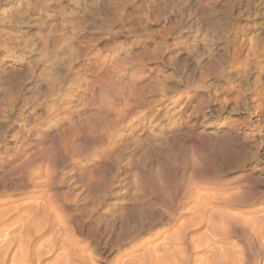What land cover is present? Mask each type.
I'll return each instance as SVG.
<instances>
[{
  "label": "bare ground",
  "instance_id": "bare-ground-1",
  "mask_svg": "<svg viewBox=\"0 0 264 264\" xmlns=\"http://www.w3.org/2000/svg\"><path fill=\"white\" fill-rule=\"evenodd\" d=\"M24 1L25 0H17V10L19 11L18 14H22L24 12V7L26 6L25 5L26 2L24 3ZM185 3H187V2H185ZM199 3H200L198 5V7H199L198 13L199 14H198V17L196 18L197 19L196 25L192 24V22H189L188 24H186L185 34L184 33L182 34V35H184V40H182L183 43H181L183 45L182 51L184 53V59H185L187 64H186V68L184 66L185 73L183 72L184 73L183 75H181L179 73L180 78L178 79V83L180 84V86H179L180 90L178 88H177L178 90L170 89V87H169L170 85L168 86L167 84H166V86L159 85V86H161V89L159 90L158 95H156V96L154 94H151V91L149 93L153 96L149 95V93H147V92H146V94H144L143 93L144 91L142 92V90H140V88H139V90H140L139 91L138 89L135 88V85L133 86L131 84L132 83L131 81L133 79H135L137 75H139V72L134 74L136 76H134L133 73H132V75L129 74V75H131V76H129L130 80H131L129 83V84H131V86H130L131 88H129V87H127V89L124 88L123 83L121 82L122 81L121 78L123 77L122 76V70L126 69V67L129 64L127 62H130V61L127 60V62H125L123 60L125 57L121 58L119 56V53L114 52L112 54V56H110V57L106 56V57L102 58V62H104V64H100V66L97 65V69H96L95 73L92 74V77L88 80V82H85L83 86L80 84L81 85L80 87H82L81 89H82V92L84 94L83 95L81 94L79 99H78L77 89L73 87V83H76L75 80L77 77V76L75 77V75H77L74 73L75 71H73L74 78L70 77V80L68 81V82H70V84L67 83L68 84L67 85L66 84L67 81H66L65 84L67 86L65 88L63 87V89H61V87L63 85L60 87L61 84L59 85L57 78L53 77V75H55V74H52L53 71H54V73H58V72H55V70H54L57 67L56 64H58L57 63L58 62L57 61L58 56L56 54H52V53H51L52 55L50 54V56H48L46 54V51L48 49L52 48L51 46L57 40L55 41V39L53 38L55 42L53 41L54 43L52 42L53 44L51 46L43 44L45 42V40H44V42L40 41V43H42V45L32 47L30 49V52L37 53V55H38L37 58H34L31 55L30 59L33 57L32 60H33V63L35 65H37L38 63L41 64L40 67L38 66L39 67V72H38L39 74L37 75V77L40 75V77H42V79L45 80L48 87L45 84L46 85L45 88H47V90L41 89L43 91L45 90V92L43 94L41 93L42 96L40 99H39V97L38 98L35 97V99H36L35 101H37L38 103H41L42 101H46L47 103L44 102L45 103L44 106H47V107H45V109L47 108V110L44 111L43 116L42 115L36 116V117L32 116L34 118L32 124H33V127L35 126L37 128L38 127L37 125H40L41 121L46 122L48 127L46 129H42L39 132V136L42 139L43 138H49L52 141V143L54 144L53 147H49L50 150H49V148L47 149L48 151H50V153H49V156H51L50 159H52L54 161L59 160V161H61V163H63L64 159L60 160L62 156L65 155V157H66V155H68L70 157L75 158V156H76L79 158V150L81 149V148L78 149V147L77 148L74 147L73 145L75 143L74 144L72 143V141L75 140V139L73 140V137L76 135L75 131L77 130V129L75 130V126H74V121L76 120V118L74 120V116L77 115V114H75L76 113V111H75V109H76L75 108L76 107L75 102L76 101L75 100L78 99L79 103L83 107H88V106L94 107L95 106L97 108L94 113H90L88 111L90 113V115L91 114L94 115L92 117L95 118V120L92 122V126H89V123H88V125H86L85 127H82L83 129L81 132L83 133L84 137L83 138L81 136H78V137H81L80 140H81L82 145H84V146L86 143H88L91 140V135L88 136L89 133L87 134V132H90V134H91L92 129L94 130L93 133L95 132V130H98V133L99 132L102 134L105 133L104 134L105 137L96 140V143H97L96 149L97 150H96L95 154H93L94 157H92L93 159L96 158V161H93L91 163V165L83 168L82 170L78 169L79 172L77 171L78 173L76 174L77 179H78L77 182L79 183V181H80V183L79 184L77 183V185L79 186L81 184V182H83L82 188H80L81 190L79 191L80 194H83V200H85V199L88 200L89 198L87 196V192L92 193V191L94 192L93 193L94 196L91 195V197L93 196V200H94L95 199L94 197L96 194L95 190L100 191V189H103L100 187L104 183V181L109 182L108 178L106 179V174L108 171L107 166H108L109 160L112 157V155L116 149V147H115L116 146V144H115L116 139L114 140V137L121 136V131L124 129V127H129L130 132L135 131L136 126L134 125L133 121H138L142 117L145 120L147 118V116L149 115L150 111L155 106L159 110H163L164 114L169 115L170 107L175 106V104H180L179 106L182 107V109L186 115V118H185L186 122L184 123L183 127L178 128V131L173 138H174V141L176 140V142H177V138L179 139V137H182V140L190 147L188 162L186 163V170L184 169L185 171H187V173H186L187 178L186 179L188 180V178H191L194 180V178H197L198 180L200 179V181L203 180V181L212 183L213 185H216V188H214V186L212 187V188H214L213 190H211L210 187L208 190V189H206L207 186H205V189L208 191H206V190L203 191L202 190L204 188L203 187V188H201L202 192L197 190V189L194 190V188L196 186L195 187L193 186V188H191V189L188 188V189H186V191L184 189L185 187L184 188L182 187L184 190H182V188H181L182 192L184 193V191H185V194L187 196H189L193 202L192 204H190L191 207H189V205H187L185 203L187 205V207L190 208L189 212L191 211L190 212L191 214L189 215L191 219H189V216L187 218L189 220H193V219L196 220L195 224L192 223V221H190V223H192V224H189V225H191V226L196 225L195 227H197V225H198L199 228H201L203 234H205L206 238L207 237H209L208 239L213 238V239H211V240H213L212 243H210V247L212 250L210 249V247L209 248L206 247V249H207V251H205L206 254H201V257L203 255V258H204V255L205 256L208 255V253H210V252H208V249H209V250L213 251V252H211L213 255H211V253H210V255L212 256L211 260L209 258H207V259H209L207 261H206V259L204 260L207 262V264H210L209 262H211V263L213 262L214 264H264V0H200ZM26 8H25V10H26ZM1 11H0V13H1ZM193 12H192V14H193ZM2 15H4V13ZM7 17H4V18H7ZM15 17H17V16H14V18ZM2 18H3V16H2ZM191 18L192 17H190V20L192 21ZM193 19H194V17H193ZM20 20H22V19H20ZM6 21L7 20L4 19L2 21L3 26L0 27V29L2 31H4V35L0 34V35H2L0 37V84L3 86V87L1 86L3 89L0 91V94H1L0 99H1V101L2 100L5 101V102L2 101L3 104L0 107V116L4 120L6 118H8L7 116L11 112L12 106H16L15 104L13 105V102H12V100L15 98L14 97L15 94H14V96L11 97L10 91L8 93L7 89L9 86L8 83L10 82L9 81V76L11 75L10 71L13 68V66H15V63L21 58L20 57L19 59H16V57H14L13 55L10 54L9 49L11 47H10L9 43L11 40L9 41V37H7L8 34L6 31V24H7ZM11 21H9V23ZM17 22L18 21L16 19V22L14 21V23L17 24ZM185 23H186V21H185ZM183 30H185V29H183ZM177 34L179 35L180 33H177ZM18 35L20 36V34H18ZM10 37H11L10 39H12V36H10ZM14 39H17V38L14 37ZM14 39H13V41H14ZM18 39H19V41L21 40V38H18ZM22 39L25 40V38H22ZM53 39H51V40H53ZM174 39H176V38H174ZM22 42H23V40H22ZM37 42H39V41H37ZM49 42L51 43V41H49ZM20 44L22 45V43H20ZM23 44H24V42H23ZM29 44H30V42H29ZM26 45H27V47L29 46L28 44H26ZM31 45H33V44L31 43ZM37 45H39V44H37ZM67 46H68V44H67ZM54 47H56V46H53V48ZM57 47H58V45H57ZM70 47L68 48L69 50H70ZM152 47H153V45H152ZM59 48H60V46H59ZM63 48L64 47H62L61 49H63ZM65 48H66V46H65ZM128 49H129V47H128ZM144 49H145V47H144ZM156 49H157V47H156ZM65 51H67V50H65ZM140 51H142V49ZM146 51H147V49H146ZM160 51H161V48L159 49V53H160ZM177 51H179V50H177ZM78 53L82 55L86 52H85L84 48H79ZM130 53H127V55H129ZM137 53H139V51ZM109 54H111V53H109ZM139 54L142 55L141 57L145 56V55L143 56V52L139 53ZM144 54H146V58L144 57L146 60L148 54L145 51H144ZM63 55H64L63 57L69 56V54H68V56H65V54H63ZM133 55H132V57H131V55H129V56L131 58H134L137 54L134 57H133ZM155 55L158 57V54H155ZM149 56L151 57V55H148V57ZM153 56H152V58H153ZM61 57L59 58V61H60V59H62ZM130 57H128V59ZM168 57L169 56H167V58ZM68 58L70 60V57H68ZM136 58L137 57H135V59ZM152 58H149L148 61H150V59H152ZM154 58H156V57H154ZM159 58L161 59V57H159ZM63 60H64V58H63ZM63 60H62V62H63ZM138 60H142V59L138 58ZM153 60H151V61H153ZM65 61H66V58H65L64 62ZM93 61H91V62H93ZM123 61L125 62L124 64H123ZM132 61H133V59H132ZM169 61H171V60H169ZM62 62H60V63H62ZM139 62H137V63H139ZM78 63H79V61H78ZM163 63H165V62H163ZM26 64H27V62H26ZM59 64H58V66H60ZM69 64L70 63H68V66L66 65V67L64 68V71L66 70V72L68 71L70 73V70H73V68L71 69ZM55 65H56V67H55ZM62 65H63V63H62ZM167 65H169V63ZM30 66H31V64H30ZM15 68H17V67H15ZM31 69L33 70V66ZM31 69L29 71V74H31V73L33 74V72H31L32 71ZM61 69L62 68L60 67V70ZM74 69L77 70L75 67H74ZM135 69H136V67H135ZM148 69L151 72L150 66ZM158 69H159V67H158ZM57 70H58V68H57ZM62 70H61V72H63ZM140 70H141V72L142 71L144 72L143 67H141ZM175 71L177 72L176 68H175ZM12 73H14V72H12ZM19 73H22V71L20 70ZM60 73H59V75H60ZM15 74H16V72H15ZM64 74H63L64 79H66V78L68 79L69 78V77H67L68 73L66 75H64ZM141 74L142 73H140L139 78H141ZM150 74L151 73L148 74L147 78H149L150 82H153L152 80L154 79L155 76H153V74L150 76ZM154 74L156 75V72ZM56 75H58V74H56ZM144 76L145 75H143V77ZM158 76H159V74H158ZM12 77H14V76H12ZM15 77H16V75H15ZM58 77H60V76H58ZM137 78H138V76H137ZM79 79H82V78H79ZM79 79H77V80H79ZM83 79H82V81H83ZM38 80H40V79H38ZM125 80L127 83V79H125ZM165 80H166V77H165ZM80 81L81 80H79V82ZM18 84H19V82H18ZM18 84H17V86H18ZM142 84H139V85H142ZM169 84H170V82H169ZM145 86L147 87V85H145ZM152 86H153V83H152ZM138 87L139 86L137 85V88ZM41 88H42V86H41ZM141 88L143 89V86H141ZM36 90H38V89H36ZM39 92H37L36 94H38ZM11 93H13V92H11ZM30 95H28L29 98L31 97ZM10 97H11V99L12 98L13 99L12 100L8 99ZM18 97H20V96H18ZM24 97H25V99H27L26 96H24ZM7 100H9V101H7ZM15 100L16 99H14V101ZM25 101H27V100H25ZM193 101L196 102L195 105L198 108L193 106ZM27 104H29V102H27ZM32 104L33 103L29 104L30 108H32ZM17 105L20 106L19 104H17ZM23 105H24V103H23ZM25 105H24V107H25ZM176 107H178V106H176ZM41 108H42V106H41ZM17 110H19V108H17ZM171 110H172V108H171ZM176 110H173V112ZM16 111H15V114H16ZM21 111L19 110V112H21ZM153 111H155V110H153ZM19 112H17V113H19ZM45 113H46V115H45ZM170 114H172V111ZM238 114H244V116L241 120L230 118V116L238 115ZM16 115H14V116H16ZM81 117H82V115H81ZM173 117H175V116H173ZM22 120H24V118H22ZM80 120L83 121V118H80ZM157 120H158V118H157ZM179 120H180V118H179ZM37 121H40V122H37ZM149 121H151V118H148V122ZM158 121L161 122L162 120H158ZM158 121H156V122H158ZM26 122L28 123V120H26ZM59 123L62 124V127H60L61 128L60 131L62 132V135H63L62 137H60L61 133L57 134V132H60V131H57V129H58L57 127H58ZM161 124H163V123H161ZM157 125H159V123H157ZM171 125H173V123ZM180 125H182V124H180ZM24 126H22V128ZM89 128L91 130H89ZM31 129L29 128L26 131L27 136L32 135ZM146 129L147 128L142 127L141 129H139L138 133H140L142 135V133H144L146 131ZM157 129H155V130H157ZM160 130H161V128H160ZM37 131H39V130H37ZM101 131H103L104 133ZM158 132H160V131H158ZM100 133H99V135H101ZM149 133L150 132H148V134ZM92 135L94 137L95 133ZM173 135L174 134H172L171 136H173ZM33 136H34V134H33ZM138 136H139V134H138ZM138 136H137V138H138ZM1 137H2V135L0 136V140H2L4 142V149L0 150V197H4L5 195L10 194V193H7V190H6L10 184L16 185L17 186L16 189L19 191L23 190L24 192H26V191L32 190L36 194H34L31 197L26 198V199L23 198L24 200H22L20 202H15L13 200L0 198V264H88V263L92 264L91 263L92 258L90 259V258H88V256L84 257L85 256L84 254L86 252L83 253L82 251L77 249L78 246L76 247L75 244L72 243L73 238H71L69 236L70 235L69 233L71 230H72L71 233L74 232V233H77L80 235H82L84 232L85 233L84 236L86 238H92V240H94L93 242H95V245H102L103 239L105 240V238H104V235H105L104 232L105 231L103 232V231H101V229H100V231H97V229L94 228L95 226L93 228L86 226L87 223H85V221L82 219V216H81V213H82L81 211H83V209L79 210L77 207V205H78L77 200L78 199L77 200L74 198L69 199V197H67L68 199H66V198H64L65 197L64 196L63 198L59 197L61 199L60 203L53 202V200L50 202L49 200H50V198L52 199V197H50L49 195L53 194V192L51 193L50 191H49L50 193L48 192L49 194L47 196L48 198L50 197L49 200L44 198V196H43L44 194H42L43 193L42 189L44 192H46L48 189L44 190L45 189L44 187H47L48 184H50V181L48 183V181L46 179L49 180L48 175L50 174V172L55 171V169H53V171H49V174H48L47 169L49 168L48 166L50 164L51 165L53 164L52 166L56 167V165L54 166V161H53V163H48L49 162L48 161L47 163L49 165L48 164L46 165L45 164L46 162L42 161V163L48 167V168L46 167L47 169L45 168L46 171L44 170V172L46 174H48L47 175L48 178L45 177L46 175L44 176L46 179L41 178V177H43V175L40 176L41 175L40 172L43 169L42 170L40 169L41 164L39 162L41 159L38 157L41 154L35 153L31 159L28 158L30 160L23 159L21 161V163L18 164L14 168V167H12L13 166L12 165V156H10L6 153V148L8 147V145H7L8 140L6 141L5 138H1ZM143 137H141V138L143 139ZM145 137H147V135ZM131 138H132V136H131ZM93 139H96V138H93ZM142 139H140V140H142ZM149 139H151V138H149ZM149 139H147V140H149ZM118 140L120 141L121 139L119 138ZM133 140H135V139H133ZM44 141H46V140H44ZM75 142H76V140H75ZM126 142H124V143H126ZM132 142H134V141H132ZM136 142H137V140H135V143ZM172 142H173V140H172ZM48 143H49V141H48ZM90 143H91V141H90ZM121 143H123V142H121ZM141 143H142V141H141ZM179 143H180V146L183 145V144H181V142H179ZM185 143H184V147L186 145ZM77 145L79 146V144H77ZM122 145L125 146V144H122ZM91 146H93V145L91 144ZM118 146H120V145H118ZM124 146H122V147H124ZM37 147H39V146H37ZM146 147H145V149H146ZM196 147H197V150H196V154H195L194 150ZM52 148L54 150L53 154H52ZM148 148H147V150H148ZM35 149H36V147H35ZM91 149H92V147H91ZM94 150L95 149L93 148V151ZM118 150H119V147H118ZM153 150H154V148H153ZM18 152H19V150H18ZM80 152H81V150H80ZM89 152H90V150H89ZM89 152H87V153H89ZM39 153H41V152H39ZM84 153H86V152H84ZM84 153H83V155H84ZM141 153H144V152L141 151ZM178 153H179V151H178ZM22 154H23V152H22ZM42 154H44V153H42ZM117 154H118V152H117ZM145 154L146 153H144V156H145ZM183 154H180V155L183 156ZM201 154L204 157H205V155L206 156L207 155H214V157L211 156L212 159L208 160V164L205 163V165H201V163H203V162H200L201 159H199ZM83 155H82V158H83ZM148 155H149V153H148ZM180 155H178V157ZM43 156L46 157L47 155L44 154ZM114 156H115V153H114ZM119 156H120V151H119ZM119 156H118V158H119ZM48 157H46V160L48 159ZM152 157L153 156H151V158ZM169 157H171V156H169ZM24 158H26V157L24 156ZM78 158H75V159H78ZM84 158H85V156H84ZM142 158H143V156H142ZM185 158H187V157L185 156ZM38 159H40V160H38ZM43 159L45 160L44 157H43ZM86 159L87 158H85V160ZM135 159H136V157H135ZM179 159H180V157H179ZM208 159H209V157H208ZM114 160H116V159L114 158ZM130 160H131V158L128 160V162ZM137 160H138V157H137ZM150 160L151 159H149V161ZM159 160L160 159L158 158V161ZM174 160H175V158H174ZM176 160H177V157H176ZM132 161H133V158H132ZM134 161H136V160H134ZM169 161H167V162H169ZM180 161H182V163H183V160H179V162ZM203 161H204V158H203ZM205 161L207 162L206 157H205ZM50 162H52V161H50ZM84 162H82V163H84ZM114 162H116V161H114ZM131 162H130V164H131ZM147 162L145 161V163H147ZM167 162H166V164H167ZM176 162H178V161H176ZM134 163L136 164L137 161ZM158 163H160V162H158ZM135 164H133L134 167L136 166ZM38 165L40 166V168H37ZM151 165L152 164H150V167H151ZM169 165H171V164H169ZM59 166H60V164H59ZM71 166H73V165H71ZM130 166L132 167V164ZM161 166H163V165L161 164ZM172 166L175 169L177 168L176 165L172 164ZM179 166L181 167L182 165H179ZM30 167L31 168L36 167L35 170H32V173L29 170ZM53 167H51L50 170H52ZM112 167H110V168H112ZM137 167L138 166H136V168ZM163 167H165V166H163ZM165 168H171V167H165ZM39 169H40V172H39ZM56 169H57V167H56ZM157 169L160 170L159 168H157ZM175 169H174V171H175ZM163 170H165V169H163ZM163 170L161 169L160 172H164ZM57 171H55V172H57ZM74 171H75V169H74ZM135 171H136V169H135ZM150 171H153V170H150ZM141 172H139V173L135 172V173H138L140 175ZM146 172L147 173H145L144 171L142 172V174L140 176L141 182H140V178L138 180L141 183V187H139V189L141 188V193H143L146 196L148 201L150 200V202L153 201L155 203L156 202L163 203V205L165 206V210L159 212V211L155 210L157 208H155V206H154L155 212L153 213V212H150V209L148 207H146L145 209L147 212L146 211H144V212L148 213L149 218L147 219V221H145V222L143 221L144 223L141 226H138L139 228L137 230L132 229V230L125 231L126 232L125 233L126 239L132 238L134 235H136V232H139L143 229H146V230L150 229L153 225H155L158 222L161 224H169V222L172 218H173V221H175L173 215L175 212L176 203H179L181 201V199H183V198L186 200L185 197H183V198L180 197V195L178 194L179 191L176 192V190L175 191L173 190L174 191L173 193H170V191H168V188H170V187H168V181H170V180L167 179L166 175L165 176L161 175V174H163V173H161L160 175H157L158 177H155V179H157V180H155V179H152L153 178L152 174L150 176L151 172L148 173L147 170H146ZM170 172H171V170L169 171V175H170ZM183 172H180V174H182ZM58 173H56V174L58 175ZM154 173L155 172H153V174ZM172 173L174 175L175 172L172 171L171 174ZM52 174H50V175L52 176ZM128 174H129V172H128ZM138 174L135 175L136 178H137ZM12 175H14V177H15V175L18 176V179H14L15 180L14 181L11 178ZM125 175H126V173H125ZM184 175L185 174H183V176ZM174 176H173V178H174ZM51 178L56 179V177L54 175ZM168 178L171 179L170 176H168ZM52 179H50V180L52 181ZM77 179H73V180H77ZM153 180L157 181L158 183L160 182L159 183L160 185L158 187L156 185L154 186L151 183V182H154ZM72 181L70 183H72ZM124 181L126 182V179ZM131 181H133V180H131ZM189 181H188V183H189ZM135 182H136V180H135ZM173 182L175 184L176 181L173 180ZM54 183L55 182H53V184ZM132 183H130V184L131 185L135 184V183H133V184ZM56 184L57 183H55V185ZM67 184H68V182H67ZM124 184H126V183H124ZM51 185H52V183H51ZM51 185H49V186L51 187ZM77 185H76V187H77ZM136 185L138 186L137 183H136ZM178 185H180V184H178ZM190 186H191V184H190ZM72 187H74V186H72ZM154 187H157V189ZM53 188H55V187H53ZM133 188L135 190L134 186H133ZM171 188H170V190H171ZM16 189L14 188V190H16ZM50 189H52V188H50ZM181 190H180V193H181ZM9 191H11V189ZM54 191H55V189H54ZM122 191H123V193H122L123 197L128 196V192H130V191H128V186H126ZM137 191L139 192L140 190H137ZM39 192H42V193H39ZM58 192H59V190H58ZM136 192H135V194L130 193L131 195H133L132 197H130L131 200L135 199L134 195L136 196V194H138ZM37 193H39V194H37ZM56 193L54 196H56ZM104 193H106V192H104ZM104 193L102 191L103 195H104ZM141 193H139V194H141ZM78 194L79 193H76V195L74 197H76ZM60 195L63 196L62 193ZM64 195H66V194H64ZM71 195L73 196V194H71ZM181 195H182V193H181ZM25 196H26V194H25ZM58 196L59 195H57V197ZM86 196H87V198H86ZM57 197H56V199H58ZM80 199H82V198H80ZM102 199H99V200H102ZM123 200L121 198L120 201L123 202ZM57 201H59V199ZM130 203H133V201H131ZM139 203L141 205L140 200H139ZM89 204H90V202H89ZM91 205H93V204H91ZM114 206H115V204H114ZM160 206H162V205H160ZM79 207H80V204H79ZM130 207H132V206H130ZM156 207H158V206H156ZM179 208L180 207H178V209ZM184 208H186V206ZM85 209H87V208H84V211H87ZM137 209H136V213L138 214L137 211L139 209L138 210ZM59 210L67 213V215L62 214V212H60ZM95 210H96V208H95ZM182 210H181V212H182ZM186 210H187V208H186ZM103 211H104V209H103ZM122 211H124V210H122ZM91 212H89V213H91ZM134 212H135V210H134ZM140 212L143 213V211H140ZM119 214H120V212H119ZM132 214H131V216L133 217L134 215H132ZM177 214L175 213V215H177ZM125 215H128V214L125 213ZM181 215H183V214H181ZM115 216H118V215H115ZM183 216H181V217H183ZM108 217H109V215H108ZM135 217H137V216H135ZM138 217H139V215H138ZM141 217H143V216H141ZM175 217L178 218L179 215H177ZM86 218H87V216L84 219L86 220ZM137 218H135V219H137ZM181 219L178 220L177 226L171 225V226H173L172 228H169V227L167 228V226H169V225H167V226L165 225L167 229H165L163 232L160 231L162 233H161V238L160 237L158 238L159 240L155 241L154 239H151V238L148 239L147 241L142 243L134 252H130V253L127 252L128 254L125 255L126 257L123 255L124 259L122 258L121 261L119 259V262L117 260V263H119V264H173L176 261L177 256H179L178 252L180 250L179 251L176 250L177 251L176 254L177 253L178 254L175 257H174L175 252L173 250L178 249V246L175 247L177 245L175 242H177L178 240L180 241V239L182 240V237H181V235L183 233L182 227L184 228L185 231L190 230L192 228L191 226H188L190 229L187 228V225H186L187 223L184 222L186 220H183V222H184L183 223L180 221ZM112 220H113V218H112ZM115 220L116 219H114L113 221H115ZM117 221H118V219H117ZM68 222L71 223V226H69V227H71L72 229L70 228L71 229L70 231L68 229L69 227L67 226ZM187 222L189 223V221H187ZM118 224L120 225V223H118ZM138 225H139V223H138ZM184 225H186V229H185ZM106 226H108L110 229V226H112V224H110V226H109L106 223ZM112 228H113V226H112ZM68 231H69V233H68ZM121 231H122V229H121ZM119 232H118V235L116 234L118 237H119ZM148 232H149V230H148ZM194 234L195 233H193V236H194ZM200 234L201 233L199 232V234H198L199 237L202 236ZM120 235H122V234H120ZM137 235H138V233H137ZM196 236L197 235L195 234L193 239L195 240V242L197 241L196 243H199L198 238H197V240L195 239ZM77 237L79 238V236H77ZM120 237L122 238L123 236H120ZM183 237H184V235H183ZM185 237H187V236H185ZM192 237H190V239H191V241L194 242V240H192ZM70 238H71V241H70ZM201 238H200V240H201ZM205 239H202V240L206 241ZM208 239H207V241H208ZM75 240H77L76 237H74L73 241H75ZM202 240H201V242H202ZM113 241H115V240H113ZM209 242H211V241H208V244H209ZM90 243L92 244V242H90ZM195 244H192V245H195ZM204 244L207 246V242ZM204 244L201 243V245H203V246H204ZM110 245H111V243H110ZM118 245H116V247ZM181 245H183V244H181ZM181 245H180V247H182ZM198 245H197L198 248H199V246L201 247V245H199V246ZM112 246H114V245H112ZM92 247H94V246H92ZM183 247H182L181 251L183 250ZM204 247H201V248H204ZM201 250H203V249H201ZM83 251H85V250H83ZM89 251H90V249H89ZM110 251H111V249H110ZM98 252L101 256L106 257L109 253V249H106L105 246H103V248L99 249ZM98 252L96 254L99 256ZM54 254L57 255V257L55 255L56 258L51 257ZM179 257H178V259H179ZM208 257H209V255H208ZM181 258H183V257H181ZM181 258H180V261H182ZM178 259H177V262H179ZM87 260H88V262H86ZM104 261L105 260H103V262ZM206 262H205V264H206Z\"/></svg>",
  "mask_w": 264,
  "mask_h": 264
},
{
  "label": "rangeland",
  "instance_id": "rangeland-1",
  "mask_svg": "<svg viewBox=\"0 0 264 264\" xmlns=\"http://www.w3.org/2000/svg\"><path fill=\"white\" fill-rule=\"evenodd\" d=\"M198 1V2H197ZM13 2V3H12ZM26 2V3H25ZM37 2V3H36ZM171 2V3H170ZM182 2V3H181ZM187 2V3H185ZM193 2V3H192ZM195 2V3H194ZM200 0H25L24 3H25V7H24V12L22 14H18L19 11L17 10V0H0V27L3 26V20L6 19L7 21V24H6V31H7V37H9V45H10V54L13 55L14 57H16V59H20L15 63V66H13V68L11 69L10 71V76H9V83H8V93L10 91V94H11V97L14 96L15 94V98L16 99L14 101V99L12 100L11 97L8 98L10 100H12L13 102V105L15 104L16 106H12V109H11V112L9 113V115L7 116L8 118H6L5 120L0 116V136L2 135L1 138H5L6 141H7V145L8 147L6 148V153L10 156H12V167H16L18 164L21 163V161L23 159H28V158H32V156L35 154V153H38V154H41L39 155L38 160H40V164H41V168L40 166L38 165L37 168H40L42 171V173L40 172V169H39V172H40V176L43 175V177H41L42 179H46L48 178L47 175L49 174V171H53V169H55V171H58L55 172H50V174H52V176L49 174V180L46 179L49 183L50 181V184L52 183L51 187L47 186V187H44L46 189H48L46 192L43 191L42 189V192H39V193H42L44 194V198H46L47 200H49L50 197H52V199L50 198V202L53 200V202H58L60 203L61 202V199L59 197H64L66 199H68L67 197L70 198H74V199H78L77 200V207L79 210H82L81 211V216H82V219L85 221L86 226H89V227H94L95 229H97V231H105L104 234V238L105 240L103 239V244L102 245H95V242H93L94 240H92V238H86L84 236V232L82 235L80 234H77V233H74L72 232L71 233V223L68 222L67 223V226L69 227V231L68 233L70 234L69 236L72 239V243L75 244V246L77 247L78 250L82 251L83 253H85L84 257L88 256V258H92L91 260V263L92 264H119L117 263V260L119 262V259L120 261L122 260V258L124 259V256L127 255L128 253L130 252H134L142 243H144L145 241H147L148 239H154L155 241L156 240H159L158 238L160 237L161 238V233L167 229L168 227L169 228H172L173 226H177L178 224V220L181 219L180 221L183 222V220H186L184 221L185 223H187V228H189L188 226H191L189 224H192V223H196L195 221L196 220H189L191 219L190 218V212H189V207L190 204H192V199L187 196L185 194V191L186 189H191L193 188V186L195 187L194 190H199L202 192L205 191L206 189L209 190V187L211 190H213L214 188H216V185H213L212 183H209V182H206V181H200V179L198 180L197 178H194L191 179V178H188V180L186 179L187 178V171L186 170V163L188 162V156H189V149L190 147L182 140V137H179V139L177 138V142L176 140L174 141V136L176 135L177 131H178V128H181L183 127L184 123L186 122L185 118H186V115L182 109V107H180L179 105L180 104H175V106H172L170 107V112H169V115L168 114H164L163 110H159L156 106L150 111L149 115L147 116V118L144 120V118H140L138 121H133L134 122V125L136 126V130L133 131V132H130V128L129 127H124V129L121 131V136L119 137H114V140H115V144H116V149L114 151L115 153V156H114V153L112 155V157L110 158L109 160V163H108V166H107V174H106V179L108 178V181L109 182H105L101 185L100 188H103V189H100L99 190H95L96 191V194H95V199L93 200V196H94V192L92 191V193H88L87 192V196H88V200L85 199L83 200V194H80V188H82V183L78 186L77 185V173L79 172V170H82L83 168L91 165V163L93 161H96V158H92L94 157L93 154H95L96 152V140L98 139H101V138H104L105 137V133L103 131L104 134L100 133L101 135H99L98 133V130H95V135L93 137L92 134L93 133V129H92V132L90 134V132H87L88 136L91 135V143L90 141L88 143L84 145H82L81 143V140L80 138L84 137L83 133L81 132L82 131V127H85L86 125H88L89 123V126H92V122L95 120V118H93L92 116L94 115H90V113H94L96 111V107L94 106H88V107H83L80 103H79V97L80 95L84 94L82 92V87H80L81 85L83 86L85 82H88V80L92 77V74L95 73L96 69H97V65L100 66V64H104V62H102V58L103 57H110L112 56V54L114 52L116 53H119V56L121 58H124L123 60L125 62H127V60H129L130 62H127L129 63L128 66L126 67L125 70H122V78H121V82L123 83V86L125 89H127V87L131 88V84L134 86L135 85V88L139 90H142V92L144 94L149 93L151 91V94H154L155 96L158 95V92L159 90L161 89V86H166V84L170 87V89H175V90H180V84L178 83V79L180 78V74L183 75L185 73V68H186V61L184 59V53H183V45L181 43H183L182 40H184V35H182L183 33L185 34V31H186V24H188L189 22H192V24H195L197 23V17H198V12H199V7L198 5L200 4L199 3ZM173 3V4H172ZM190 3V4H189ZM4 6V7H3ZM16 7V8H15ZM27 7V8H26ZM187 7V8H186ZM198 7V8H197ZM26 8V10H25ZM197 10H196V9ZM11 9V10H10ZM188 10V11H187ZM191 10V11H190ZM196 10V11H195ZM194 11V12H193ZM193 12V14H192ZM4 13V15H2ZM7 14V15H6ZM12 14V15H11ZM15 14V15H14ZM18 14V15H17ZM9 15V16H8ZM11 15V16H10ZM191 15V16H190ZM195 15V16H194ZM3 16V18H2ZM8 16V17H7ZM14 16H17L14 18ZM4 17H7V18H4ZM189 17V18H188ZM190 17H192V21L190 20ZM194 17V19H193ZM14 18V19H13ZM24 18V19H23ZM13 19V20H12ZM16 19H17V24L14 23V21L16 22ZM22 19V20H20ZM186 19V20H185ZM11 21L9 23V21ZM24 20V21H23ZM24 23H23V22ZM186 21V23H185ZM195 21V22H194ZM20 25H19V24ZM23 25H22V24ZM17 25V26H16ZM9 26V27H8ZM8 27V28H7ZM15 28V29H14ZM182 29V30H181ZM185 29V30H183ZM16 30V31H15ZM22 30V31H21ZM12 31V32H11ZM177 31V32H176ZM10 32V33H9ZM175 32V33H174ZM177 33H180L179 35ZM0 34L4 35V31H2L0 29ZM20 34V36L18 35ZM0 35V37L2 36ZM17 35V36H16ZM12 36V39H10ZM15 38H21V40L19 41V39H14ZM178 36V37H177ZM181 36V37H180ZM181 39H180V38ZM22 38H25V41L24 39ZM55 41H54V39ZM176 38V39H174ZM14 39V41H13ZM41 39V40H40ZM53 39V40H51ZM24 44H23V42ZM45 40V42H44ZM39 41V42H37ZM41 42H44L43 44L45 45H48V46H51L54 42V44L51 46L52 48L48 49L46 51V54L48 56H50V54H56L58 57H57V63L59 64L60 62H62L63 58L65 60L66 58V61L64 62L63 60V65L62 63H60L57 67L55 65V72H58V73H53L52 74H55L53 75V77H56L58 82H59V85L61 87V89H63V87L65 88L68 84H70V82H68L70 80V77L71 78H74V74H73V71H75L74 73L77 74L75 75L76 77V80L79 79V78H84L83 81L82 79H79L81 80L79 82V80H75L76 83H73V87L77 89V93H78V99L75 100V111L77 114L76 116H74V120L76 118V120L74 121V126H75V136L73 137V140L75 139L74 141H72V143L74 144L73 146L74 147H78L79 150V158L75 156V158H78V159H75L74 157H70L68 155H66V157L69 159H67L64 156L61 157L60 160L64 159L63 160V163H61V161L59 160H52L50 159L51 156H49V153L50 151H48L47 149L49 147H53L54 144L52 143V141L49 139V138H40L39 136V132L42 130V129H46L48 127V125L46 124L45 121H37V122H40V125H37L38 127L36 128L35 126L33 127V117H36V116H40V115H44V111L47 110V108L45 109V107L47 106H44L46 101H42L41 103H38L37 101H35V97H39V99L41 98V93L43 94L45 92V90H41V89H46V85L47 83L45 82L44 79H42V77H40V75L37 77V75L39 74V67L41 66V64H37L35 65L33 63V60L32 58H37V53H34V52H30V49L32 47H36V46H40L42 45ZM51 41V43L49 42ZM54 41V42H53ZM172 41V42H171ZM15 42V43H14ZM26 42V43H25ZM30 42V44H29ZM49 42V43H48ZM53 42V43H52ZM159 42V43H158ZM22 43V45L20 44ZM31 43L33 45H31ZM137 43V44H136ZM155 43V44H154ZM173 43V44H172ZM20 44V45H19ZM28 44L29 46L27 47ZM39 44V45H37ZM70 47V50L68 49ZM159 44V45H158ZM176 44V45H175ZM13 45V46H12ZM19 45V46H18ZM26 45V46H25ZM58 45V47H57ZM142 47H141V46ZM153 45V47H152ZM155 45V46H154ZM173 45V46H172ZM53 46H56L53 48ZM60 46V48H59ZM66 46V48H65ZM73 46V47H72ZM114 46V47H113ZM127 48H126V47ZM165 46V47H164ZM169 46V47H168ZM172 46V47H171ZM21 47V48H20ZM62 47H64L63 49H61ZM125 47V48H124ZM129 47V49H128ZM145 47V49H144ZM155 47V48H154ZM157 47V49H156ZM171 47V48H170ZM182 47V48H181ZM56 48V49H55ZM58 48V49H57ZM79 48H84L85 49V52L84 54H79L78 53V49ZM153 50H152V49ZM161 48V51L159 53V49ZM164 48V49H163ZM14 49V50H13ZM107 49V50H106ZM125 49V50H124ZM127 49V50H126ZM133 49V50H132ZM139 49V50H138ZM142 49V51H140ZM149 52H147L146 51ZM151 51H149V50ZM166 49V50H165ZM179 51H177V50ZM22 50V51H21ZM51 50V51H50ZM67 50V51H65ZM137 50V51H136ZM148 54V55H151V57L147 55V59L145 60L146 58V54H144V51ZM50 53H49V52ZM109 51V52H108ZM119 51V52H118ZM139 51V53H142L143 52V56L145 57H141L142 55H140L139 53H137ZM153 51V52H152ZM155 51V52H154ZM164 51V52H163ZM62 52V53H61ZM64 52V53H63ZM67 52V53H66ZM105 52V53H104ZM126 52V53H125ZM131 52V53H130ZM139 56H137L135 53ZM173 52V53H172ZM95 55H94V54ZM111 53V54H109ZM127 53H130L129 55H133V57H137L136 59L138 60L139 59H142V60H136L135 57L134 58H131L129 55H127ZM158 54V57L155 55V54ZM172 53V54H171ZM51 54V55H52ZM65 54V56H69L70 57V60L68 57H63ZM91 54V55H90ZM98 54V55H97ZM121 54V55H120ZM167 54V55H166ZM175 54V55H174ZM33 56L31 59H30V56ZM35 55V56H34ZM60 55V56H59ZM103 55V56H102ZM123 55V56H122ZM125 55V56H124ZM154 55V56H153ZM174 55V56H173ZM62 56V57H61ZM92 56V57H91ZM96 56V57H95ZM127 56V57H126ZM153 56V58H152ZM167 56H169L167 58ZM62 58L60 59L59 61V58ZM84 57V58H83ZM128 57H130L128 59ZM156 57V58H154ZM161 57V59L159 58ZM172 57V58H171ZM174 57V58H173ZM29 58V59H28ZM68 58V59H67ZM87 58V59H86ZM101 58V59H100ZM149 58H152L150 59V61H148ZM179 58V59H178ZM28 59V60H27ZM82 59V60H81ZM86 59V60H85ZM133 59V61H132ZM154 59V60H153ZM178 59V60H177ZM68 60V61H67ZM89 60V61H88ZM94 60V61H93ZM135 60V61H134ZM153 60V61H151ZM167 60V61H166ZM171 60V61H169ZM184 60V61H183ZM27 64H26V62ZM32 61V62H31ZM79 61V63H78ZM82 61V62H81ZM93 61V62H91ZM98 61V62H97ZM100 61V62H99ZM123 61V64L125 63ZM140 61V62H139ZM146 61V62H145ZM182 61V62H181ZM25 62V63H24ZM67 62V63H66ZM97 62V63H96ZM132 62V63H131ZM134 62V63H133ZM139 62V63H137ZM142 62V63H141ZM159 62V63H158ZM165 62V63H163ZM169 65H167L168 63ZM68 63H70V67L71 69L73 68V70H70V73L66 70L64 71V68L66 67V65L68 66ZM90 63V64H89ZM31 64V66H30ZM78 64V65H77ZM131 64V65H130ZM153 64V65H152ZM156 64V65H155ZM165 64V65H164ZM62 65V66H61ZM138 65V66H137ZM171 65V66H170ZM33 66V70L31 69ZM39 66V67H38ZM90 66V67H89ZM95 66V67H94ZM149 66L151 67V72L149 71ZM153 66V67H152ZM156 66V67H155ZM178 66V67H177ZM185 66V68H184ZM17 67V68H15ZM22 69H21V68ZM25 69H24V68ZM30 67V68H29ZM60 67L63 69H61L63 72H61L60 70ZM74 67L77 69L75 70ZM79 67V68H78ZM134 67V68H133ZM136 67V69H135ZM143 67L144 68V72L140 70V68ZM159 67V69H158ZM62 73H60L58 70ZM81 68V69H80ZM89 68V69H88ZM93 68V69H92ZM132 68V69H131ZM156 68V69H155ZM175 68L177 70V72L175 71ZM30 69L32 70L31 72H33V74H29V71ZM91 69V70H90ZM128 69V70H127ZM22 71V73H19V71ZM27 70V71H26ZM135 70V71H134ZM139 70V71H138ZM148 70V71H147ZM183 70V71H182ZM18 71V72H17ZM24 71V72H23ZM126 71V72H125ZM133 71V72H132ZM137 71V72H136ZM14 72V73H12ZM16 72V74H15ZM26 72V73H25ZM28 72V73H27ZM77 72V73H76ZM139 72V75L140 73H142L143 75H145L143 77V75L141 74V78H139V75L138 78L136 75H134L135 73H138ZM153 72V73H152ZM156 72V75L154 74ZM184 72V73H183ZM60 73V75H59ZM65 73V74H64ZM68 73V76L69 77L68 79H64L63 77V74L66 75ZM133 73L134 76H136L135 79H133L132 81L130 80V77ZM145 73V74H144ZM150 74V76L153 74L154 79L152 80L153 82H150L149 78H147L148 74ZM180 73V74H179ZM13 74V75H12ZM58 74V75H56ZM124 74V75H123ZM131 74V75H129ZM159 74V76H158ZM174 74V75H173ZM179 74V75H178ZM16 75V77H15ZM19 75V76H18ZM35 75V76H34ZM70 75V76H69ZM172 75V76H171ZM14 76V77H12ZM60 76V77H58ZM88 76V77H87ZM157 76V77H156ZM164 76V77H163ZM170 76V77H169ZM179 76V77H178ZM12 77V78H11ZM34 77V78H33ZM40 77V78H39ZM63 79H62V78ZM129 77V78H128ZM143 77V78H142ZM161 77V78H160ZM165 77H166V80H165ZM60 78V79H59ZM127 79V83H126V80ZM147 78V79H146ZM156 78V79H155ZM161 80H160V79ZM169 78V79H168ZM172 78V79H171ZM40 79V80H38ZM144 79V80H143ZM146 79V80H145ZM159 79V80H158ZM36 80V81H35ZM44 80V81H43ZM61 80V81H60ZM158 80V81H157ZM38 81V82H37ZM67 81V82H66ZM125 81V82H124ZM129 81V82H128ZM130 81L132 82L131 84ZM144 81V82H143ZM146 81V82H145ZM162 83H161V82ZM165 81V82H164ZM19 82V84H18ZM61 82V83H60ZM66 82V84H65ZM155 82V83H154ZM160 82V83H159ZM170 82V84H169ZM64 83V84H63ZM139 86L137 88V85ZM142 84V85H139V84ZM145 83V84H144ZM152 83H153V86H152ZM158 83V84H157ZM18 84V86H17ZM42 84V85H41ZM46 84V85H45ZM75 84V85H74ZM79 84V85H78ZM81 84V85H80ZM127 84V85H126ZM129 84V85H128ZM155 84V85H154ZM45 85V86H44ZM65 85V86H64ZM77 85V86H76ZM147 85V87L145 86ZM151 85V86H150ZM161 85V86H159ZM2 85L0 84V91L3 89L1 87ZM42 86V88H41ZM132 86V87H133ZM141 86H143V89L141 88ZM157 86V87H156ZM48 87V85H47ZM78 87V88H77ZM152 87V88H151ZM151 88V89H150ZM178 88V89H177ZM38 89V90H36ZM139 90V91H140ZM155 90V91H154ZM40 91V92H39ZM13 92V93H11ZM37 92H39L38 94H36ZM82 92V93H81ZM22 93V94H21ZM35 93V94H34ZM20 94V95H19ZM31 94V95H30ZM149 93V95H151ZM22 95V96H21ZM30 95L31 97L29 98ZM35 95V96H34ZM10 96V95H9ZM17 96V97H16ZM20 96V97H18ZM27 97V99H25V97ZM34 96V97H33ZM153 96V95H151ZM154 96V97H155ZM0 98H1V94H0ZM24 98V99H23ZM29 98V99H28ZM33 98V99H32ZM27 100V101H25ZM32 100V101H31ZM3 102H5L4 100H2ZM1 101L0 99V107L2 106L3 102ZM9 101V100H7ZM19 101V102H18ZM18 102V103H17ZM22 102V103H21ZM27 102H29V104L33 103L32 104V108H30V105L27 104ZM78 102V103H77ZM97 102V101H96ZM19 104L20 106H18L17 104ZM25 107H24V105ZM35 103V104H34ZM47 103V102H46ZM196 102L193 101V106L197 107L196 105ZM81 105V106H80ZM84 105V104H83ZM27 106V107H26ZM42 106V108H41ZM44 106V107H43ZM178 106V107H176ZM81 107V108H80ZM92 107V108H91ZM17 108H19V110L21 112H19V110H17ZM23 108V109H22ZM36 108V109H35ZM86 108V109H85ZM172 108V110H171ZM198 108V107H197ZM32 109V110H31ZM45 109V110H44ZM90 109V110H89ZM140 109V108H139ZM177 109V110H176ZM17 110V111H16ZM85 110V111H84ZM155 110V111H153ZM173 110H176L173 112ZM15 111H16V114H15ZM37 111V112H36ZM90 113H89V112ZM93 111V112H92ZM172 111V114H170ZM19 112V113H17ZM35 112V113H34ZM80 112V113H79ZM30 115H29V114ZM154 113V114H153ZM178 113V114H177ZM12 116H11V115ZM37 114V115H36ZM84 114V115H83ZM153 114V115H152ZM175 114V115H174ZM177 114V115H176ZM227 114V113H226ZM225 114V115H226ZM16 115V116H14ZM26 115V116H25ZM35 115V116H34ZM46 115V113H45ZM82 115V117H81ZM152 115V116H151ZM166 115V116H165ZM171 115V116H170ZM175 117H173V116ZM18 116V117H17ZM29 116V117H28ZM33 116V117H32ZM84 116V117H83ZM86 116V117H85ZM89 116V117H88ZM150 116V117H149ZM164 116V117H163ZM238 116V117H237ZM244 114H238V115H232L230 116V118H234V119H237V120H241L243 118ZM17 117V118H16ZM78 117V118H77ZM153 117V118H152ZM158 120H164L163 122L161 121H158ZM22 118H24V120H22ZM80 118H83V121L80 120ZM148 118H151V121L148 122ZM180 118V120H179ZM13 120V121H12ZM26 120H28V123L26 122ZM80 120V121H79ZM179 120V121H178ZM31 121V122H30ZM158 121V122H156ZM176 121V122H175ZM25 122V123H24ZM43 122V123H42ZM136 122V123H135ZM138 122V123H137ZM148 122V123H147ZM21 123V124H20ZM143 123V124H142ZM157 123H159V125H157ZM163 123V124H161ZM167 123V124H166ZM173 123V125H171ZM175 123V124H174ZM32 124V125H31ZM46 124V125H45ZM78 124V125H77ZM139 124V125H138ZM147 124V125H146ZM166 124V125H165ZM182 124V125H180ZM25 125V126H24ZM29 125V126H28ZM152 125V126H151ZM156 125V126H155ZM162 125V126H161ZM22 126H24L22 128ZM28 126V127H27ZM88 126V127H89ZM40 127V128H39ZM60 127H62V124L59 123L58 125V129L57 131H60ZM81 127V128H80ZM138 127V128H137ZM142 127H145L147 128L146 131L144 133H142V135L139 132V129H141ZM163 127V128H162ZM31 129L32 130V135L31 136H27V130L28 129ZM158 128V129H157ZM161 128V130H160ZM7 129V130H6ZM80 129V130H79ZM157 129V130H155ZM169 129V130H168ZM25 130V131H24ZM39 130V131H37ZM89 130H91L89 128ZM160 131V132H158ZM163 133H162V132ZM35 132V133H34ZM130 132V133H129ZM148 132H150L148 134ZM61 133V134H60ZM80 133V134H79ZM136 133V134H135ZM161 133V134H160ZM165 133V134H164ZM26 134V135H25ZM34 134V136H33ZM37 134V135H36ZM57 134H60L59 136L62 137V132H57ZM97 134V135H96ZM126 136H125V135ZM139 134V136H138ZM172 134H174L173 136H171ZM128 135V136H127ZM147 135V137H145ZM58 136V137H59ZM78 136H81V137H78ZM132 136V138H131ZM138 136V138H137ZM143 137V139L141 137ZM149 136V137H148ZM32 137V138H31ZM100 137V138H99ZM122 137V138H121ZM126 137V138H125ZM93 138H96V139H93ZM121 139L120 141L118 139ZM151 138V139H149ZM181 138V139H180ZM33 141H32V140ZM79 139V140H78ZM125 139V140H124ZM134 141V142H132ZM137 140V142L135 143V140ZM142 139V140H140ZM149 139V140H147ZM173 142H172V140ZM38 140V141H37ZM46 140V141H44ZM93 140V141H92ZM179 140V141H178ZM182 140V141H181ZM49 141V143H48ZM127 141V142H126ZM129 141V142H128ZM142 141V143H141ZM35 142V143H34ZM39 142V143H38ZM44 144H43V143ZM48 144H47V143ZM78 142V143H77ZM80 142V143H79ZM94 142V143H93ZM118 142V143H117ZM123 142V143H121ZM126 142V143H124ZM183 144L180 146V143ZM96 143V144H95ZM184 143L186 144L185 147H184ZM0 150H3L4 149V142L2 140H0ZM37 144V145H36ZM43 144V145H42ZM46 144V145H45ZM79 144V146L77 145ZM91 144L94 146H91ZM122 144H125L122 145ZM129 144V145H128ZM138 146H137V145ZM33 145V146H32ZM35 145V146H34ZM82 147H81V146ZM120 145V146H118ZM127 145V146H126ZM150 145V146H149ZM154 147H153V146ZM17 146V147H16ZM39 146V147H37ZM48 146V147H47ZM119 147V150H118V147ZM124 146V147H122ZM134 146V147H133ZM141 146V147H140ZM147 146V147H146ZM152 146V147H151ZM178 146V147H177ZM36 147V149H35ZM92 147V149H91ZM134 149H133V148ZM146 147V149H145ZM149 147V148H148ZM14 148V149H13ZM17 148V149H16ZM39 148V149H38ZM93 148L95 149L93 151ZM127 148V149H126ZM148 148V150H147ZM154 148V150H153ZM177 148V149H176ZM179 148V149H178ZM138 149V150H137ZM140 149V150H139ZM11 150V151H10ZM17 150V151H16ZM19 150V152H18ZM21 150V151H20ZM50 150V148H49ZM90 150V152H89ZM118 150V151H117ZM127 150V151H126ZM131 150V151H130ZM146 150V151H145ZM153 150V151H152ZM196 150H197V147L195 148V154H196ZM15 151V152H14ZM46 151V152H45ZM53 148H52V154H53ZM86 153H84V152ZM119 151H120V156H119ZM141 151H143L145 154L144 156V153H141ZM179 151V153H178ZM182 151V152H181ZM23 152V154H22ZM27 154H26V153ZM41 152V153H39ZM48 152V153H47ZM89 152V153H87ZM94 152V153H93ZM118 152V154H117ZM122 152V153H121ZM187 152V153H186ZM30 153V154H29ZM47 155L46 157H48V159L46 160V157L43 156L44 154ZM47 153V154H46ZM84 153V155H83ZM92 153V154H91ZM149 153V155H148ZM154 153V154H153ZM185 155H184V154ZM17 154V155H16ZM122 154V155H121ZM126 154V155H125ZM129 154V155H128ZM180 154H183V156H181ZM16 157H15V156ZM29 155V156H28ZM82 155H83V158H82ZM92 155V156H91ZM178 155H180V159L178 157ZM24 156L26 158H24ZM28 156V157H27ZM53 156V155H52ZM81 156V157H80ZM87 158L85 160V158ZM90 156V157H89ZM114 156V157H113ZM119 156V158H118ZM128 156V157H127ZM143 156V158H142ZM151 156H153L151 158ZM171 156V157H169ZM174 156V157H173ZM185 156L187 158H185ZM209 159H208V157ZM205 155L206 157V160L207 162L205 161V157L201 154L200 155V162H203L201 163V165H205V163L208 164V160H211V156L214 157V155ZM43 157L45 158V160L43 159ZM65 157V158H64ZM126 157V158H125ZM136 157V159H135ZM137 157H138V160H137ZM140 157V158H139ZM148 157V158H147ZM150 157V158H149ZM157 157V158H156ZM164 157V158H163ZM176 157H177V160H176ZM20 158V159H19ZM74 158V159H73ZM83 160H82V159ZM113 158V159H112ZM114 158L116 160H114ZM131 158V160L128 162V160ZM132 158H133V161H132ZM145 158V159H144ZM156 158V159H155ZM158 158L161 160L158 161ZM171 158V159H170ZM175 158V160H174ZM182 158V159H181ZM203 158H204V161H203ZM28 159V160H30ZM43 159V160H42ZM50 159V160H49ZM73 159V160H72ZM91 159V160H90ZM149 159H151L149 161ZM127 160V161H126ZM136 160L137 163L135 164L134 161ZM157 160V161H156ZM171 162H170V161ZM179 160H183V163L182 161L179 162ZM42 161H45L44 163L47 165L48 163H53L54 161V166L56 165V167H53L51 164V166L49 165L48 167L46 165H44L42 163ZM49 161V162H48ZM52 161V162H50ZM85 161V162H84ZM89 161V162H88ZM91 161V162H90ZM113 161V162H112ZM116 161V162H114ZM133 163H132V162ZM140 161V162H139ZM145 161L147 163H145ZM169 161V162H167ZM174 161V162H173ZM178 161V162H176ZM185 161V162H184ZM14 162V163H13ZM48 162V163H47ZM58 162V163H57ZM79 162V163H78ZM84 162V163H82ZM112 162V163H111ZM132 164V167L130 166ZM151 162V163H150ZM160 162L163 166L165 167H171V168H165L163 166H161ZM167 162V164H166ZM38 163V164H39ZM56 163V164H55ZM73 163V164H72ZM82 163V164H81ZM127 163V164H126ZM129 163V164H128ZM171 165H169V164ZM178 163V164H177ZM182 163V164H181ZM16 164V165H15ZM43 164V165H42ZM60 164V166H59ZM133 164H135L136 166H138L136 168V166L134 167ZM144 164V165H143ZM147 164V165H146ZM150 164L151 167H150ZM160 164V165H159ZM173 165H176V169L173 168ZM58 165V166H57ZM73 165V166H71ZM80 165V166H79ZM128 165V166H127ZM179 165H182L181 167ZM113 166V167H112ZM145 166V167H144ZM49 169H47V168ZM52 168V170H50ZM73 167V168H72ZM75 167V168H74ZM112 167V168H110ZM144 167V168H143ZM162 167V168H161ZM185 167V168H184ZM36 168V167H35ZM35 168H29V170L31 171L32 173V170H35ZM47 169V172L48 174H46L44 172V170L46 171ZM129 168V169H128ZM134 168V169H133ZM146 172V170L148 171V173H150V176L152 174V179H155V177H158L157 175H166L167 176V179H169L170 181H168V187H172L171 190L170 188H168V191H170V193H173L175 190L176 192H178V194L180 195V197H185L186 200L183 198L181 199V201L179 203H176V205L178 207H180L178 209V207L175 205V212H174V220L173 221V218L170 220L169 224H161V223H156L155 225H153L149 230H146V229H143L139 232H136V235H134L133 237L135 238H130V239H126V236H125V231H128V230H132V229H138L139 227L138 226H141L145 221H147V219L149 218V215L148 213H146V207H148L150 209V212H155V210L157 211H164L165 210V206L163 205V203L161 202H150V200L148 201L146 196L141 193V188L139 189V187H141V174H142V170ZM150 168V169H149ZM152 168V169H151ZM157 168H161L164 172H160V170H158ZM179 168V169H178ZM182 168V169H181ZM75 169V171H74ZM79 169V170H78ZM110 169V170H109ZM136 169V171H135ZM145 169V170H144ZM149 169V170H148ZM156 171H155V170ZM169 169V170H168ZM175 169V171H174ZM181 169V170H180ZM185 169V170H184ZM123 170V171H122ZM128 170V171H127ZM140 170V171H139ZM150 170H153V171H150ZM171 170V172H175L174 175L173 173L171 174L170 172V175H169V171ZM177 170V171H176ZM185 172H183V171ZM78 171V172H77ZM142 171V172H141ZM166 171V172H165ZM168 171V172H167ZM59 172V173H58ZM124 172V173H123ZM129 172V174H128ZM135 172H141L140 175L138 173H135ZM153 172H155L153 174ZM180 172H183L182 174H180ZM55 173V174H54ZM58 173V175L56 174ZM109 173V174H108ZM123 173V174H122ZM126 173V175H125ZM138 174L137 178L135 177V175ZM183 174H185L183 176ZM46 175V176H45ZM53 175L56 177V179H52L51 177H53ZM108 175V176H107ZM129 175V176H128ZM174 178H173V176ZM182 175V176H181ZM46 178H45V177ZM51 176V177H50ZM58 176V177H57ZM71 176V177H70ZM168 176L171 177L168 178ZM186 176V177H185ZM76 177V178H75ZM128 177V178H127ZM179 177V178H178ZM184 177V178H183ZM11 178L14 180V179H18V176L15 175H12ZM77 179V180H73V179ZM136 178V179H135ZM140 178V182L138 181ZM52 179V181L50 180ZM73 181H72V180ZM126 179V182L124 181ZM186 179V180H185ZM191 179V180H190ZM56 180V181H55ZM69 180V181H68ZM133 180V181H131ZM136 180V182H135ZM157 180V179H155ZM153 180L154 182H151L154 186L156 185L157 187L160 185L157 181ZM174 181L175 184H174ZM179 180V181H178ZM190 180V181H189ZM196 180V181H195ZM15 181V180H14ZM72 181V183H70ZM124 181V182H123ZM191 186H190V184ZM196 183H195V182ZM199 181V182H198ZM53 182L57 183L55 185V183L53 184ZM68 182V184H67ZM135 183L134 185H131L130 183ZM172 182V183H171ZM80 183V181H79ZM78 183V184H79ZM107 183V184H106ZM126 183V184H124ZM129 183V184H128ZM132 183V184H133ZM136 183L138 184V186L136 185ZM140 183V184H139ZM67 184V185H66ZM71 186H70V185ZM74 184V185H73ZM158 184V185H157ZM180 184V185H178ZM182 184V185H181ZM69 185V186H68ZM77 185V187H76ZM125 185V186H124ZM138 187H136V186ZM174 185V186H173ZM16 185H13V184H10L9 187L6 189L7 190V193H10L9 195H5L4 197H0L1 199L4 198V199H8V200H13L15 202H20L26 198H29L31 197L32 195L36 194L35 192H33L32 190H29V191H26L24 192L23 190H17V186L15 187ZM74 186V187H72ZM128 186V196L126 197H123V189ZM133 186L135 187V190L133 188ZM199 186V187H198ZM205 186L206 189H205ZM214 186V188H212ZM13 187V188H12ZM55 187V188H53ZM132 187V188H131ZM157 187H154L157 189ZM185 189L184 193L182 192V190H184L183 188ZM187 187V188H186ZM204 187V188H203ZM14 188L16 190H14ZM52 188V189H50ZM137 188V189H136ZM179 188V189H178ZM182 188V190H181ZM201 188H203L201 190ZM11 189V191H9ZM57 192H55L54 191ZM57 189V190H56ZM61 189V190H60ZM73 189V190H72ZM77 189V190H76ZM120 189V190H119ZM132 189V190H131ZM59 190V192H58ZM65 190V191H64ZM137 190H140L139 192ZM174 190V191H173ZM180 190H181V193H180ZM193 190V189H192ZM206 190V191H208ZM14 191V192H13ZM53 194L49 195L50 197L48 198V194L50 192ZM62 191V192H61ZM64 191V192H63ZM72 191V192H71ZM102 191L104 193V195L102 194ZM110 193H108V192ZM112 191V192H111ZM114 191V192H113ZM119 191V192H118ZM122 191V192H121ZM134 191V192H133ZM137 191V192H136ZM33 192V193H32ZM49 192V193H48ZM75 194H74V193ZM133 192V193H132ZM136 194V196L134 195V200H131L130 197H132L133 195L131 194ZM22 193V194H21ZM37 193V194H39ZM46 193V194H45ZM56 193V196H54ZM62 193V195L60 194ZM76 193H79L76 197H74L76 195ZM112 193V194H111ZM119 193V194H118ZM131 193V194H130ZM141 193V194H139ZM26 194V196H25ZM66 194V195H64ZM73 194V196L71 195ZM103 196H102V195ZM184 194V195H183ZM57 195H59L57 197ZM90 195V196H89ZM91 195H93L91 197ZM178 195V196H179ZM24 196V197H23ZM46 196V197H45ZM79 196V197H78ZM86 196V198H87ZM106 196V197H105ZM187 196V197H186ZM56 197L59 199V201H57L58 199H56ZM99 199H102V200H99ZM129 199H128V198ZM189 197V198H188ZM24 198V199H23ZM82 198V199H80ZM119 198V199H118ZM122 198L123 202L120 201ZM191 201H190V200ZM98 200V201H97ZM105 200V201H104ZM116 200V201H115ZM137 200V201H136ZM139 200L141 202V205L139 203ZM48 201V202H49ZM90 204H89V202ZM131 201H133V203H130ZM147 201V202H146ZM188 201V202H187ZM191 203H190V202ZM99 202V203H98ZM102 203V204H101ZM104 203V204H103ZM125 203V204H124ZM136 203V204H135ZM148 203V204H147ZM160 203V204H159ZM189 205V207H187V205ZM79 204H80V207H79ZM93 204V205H91ZM99 204V205H98ZM112 206H111V205ZM115 204V206H114ZM131 204V205H130ZM143 204V205H142ZM154 204V205H153ZM156 204V205H155ZM159 204V205H158ZM181 204V205H180ZM98 205V206H97ZM134 205V206H133ZM152 205V206H151ZM162 205V206H160ZM100 206V207H99ZM103 206V207H102ZM111 206V207H110ZM132 206V207H130ZM155 206V208H154ZM158 206V207H156ZM186 206V208H184ZM121 207V208H120ZM123 207V208H122ZM140 210V211H143L140 212L137 208ZM141 207V208H140ZM152 207V208H151ZM160 207V208H159ZM84 208H87L85 210L87 211H84ZM89 208V209H88ZM96 208V210H95ZM138 210V214L136 213V209ZM143 208V209H142ZM92 209V210H91ZM99 209V210H98ZM104 209V211H103ZM127 209V210H126ZM129 209V210H128ZM135 212H134V210ZM163 209V210H162ZM186 212H184L183 210ZM92 212H91V211ZM102 210V211H101ZM107 210V211H106ZM117 210V211H116ZM119 210V211H118ZM124 210V211H122ZM132 210V211H131ZM182 210V212H181ZM60 211V210H59ZM109 211V212H108ZM128 211V212H127ZM146 211V212H144ZM178 211V212H177ZM180 211V212H179ZM188 211V212H187ZM62 212V211H60ZM91 212V213H89ZM95 212V213H94ZM101 212V213H100ZM107 212V213H106ZM111 212V213H110ZM120 212V214H119ZM123 212V213H122ZM116 213V214H115ZM118 213V214H117ZM128 214V215H125ZM134 215L133 217L131 216V214ZM136 213V214H135ZM175 213L177 215H179V217H175L177 215H175ZM183 215H181V214ZM188 213V214H187ZM62 214L64 215H67V213L65 212H62ZM104 214V215H103ZM114 214V215H113ZM147 214V215H146ZM97 215V216H96ZM109 215V217H108ZM115 215H118V216H115ZM123 215V216H122ZM139 215V217H138ZM186 215V216H185ZM87 216L86 220L84 219L85 217ZM101 216V217H100ZM108 218H106V217ZM115 216V217H114ZM137 216V217H135ZM143 216V217H141ZM183 216V217H181ZM189 216V219L187 218ZM91 217V218H90ZM121 217V218H120ZM132 217V218H131ZM146 217V218H145ZM186 217V218H185ZM97 218V219H96ZM116 219L115 221L112 220ZM137 218V219H135ZM145 218V219H144ZM177 218V219H176ZM90 219V220H89ZM110 219V220H109ZM118 219V221H117ZM135 221H134V220ZM188 219V220H187ZM93 220V221H92ZM98 222H96V221ZM100 220V221H99ZM108 220V221H107ZM138 220V221H137ZM141 220V221H140ZM105 221V222H104ZM107 221V222H106ZM113 221V222H112ZM134 221V222H133ZM144 221V222H143ZM177 221V222H176ZM189 221V223L187 222ZM190 221H192V223H190ZM194 221V222H193ZM90 224H89V223ZM172 222V223H171ZM183 222V223H184ZM106 223L107 225L110 226V224H112V226H110V229L108 226H106ZM120 223V225L118 224ZM139 223V225H138ZM171 223V224H170ZM102 224V225H101ZM123 224V225H122ZM97 225V226H96ZM167 228H166V226ZM173 225V226H171ZM186 225L185 226V229H186ZM102 226V227H101ZM115 226V227H114ZM120 226V227H119ZM124 228H123V227ZM158 228H157V227ZM196 226V225H195ZM194 225L191 226L192 228L190 230H184V228L182 227V230H183V233L181 235L182 237V240L180 239V241L178 240L177 242H175L176 246H178V249H174L173 252L175 256H177V254L180 256H177L176 258V263L174 262L173 264H201L205 259L206 261L207 260H211L212 259V256L213 255L211 252L212 249L210 247V243H212L213 238L211 239H208L209 237H205V234H203L201 228H199V226L197 225V227H195ZM155 227V228H154ZM71 228V229H70ZM108 228V229H107ZM112 228V229H111ZM127 228V229H126ZM130 228V229H129ZM164 228V229H163ZM198 230H197V229ZM122 229V231H121ZM146 230V231H145ZM151 230V231H150ZM153 230V231H152ZM155 230V231H154ZM200 230V231H199ZM112 231V232H111ZM120 231V232H119ZM162 231V232H160ZM193 231V232H192ZM118 232H119V237L117 236L118 235ZM122 232V233H121ZM124 232V233H123ZM153 232V233H152ZM156 232V233H155ZM192 232V233H191ZM199 232L201 233L200 235L202 236H198ZM138 233V235H137ZM193 233H195L197 236L195 237V239L197 240L198 238V242L199 243H196L195 240L193 239ZM117 234V235H116ZM122 234V235H120ZM153 234V235H152ZM73 237H72V236ZM184 237L187 236V237ZM79 236V238L77 237ZM83 236V237H82ZM120 236H123L122 238ZM139 236V237H138ZM193 236V237H192ZM74 237H76L77 240L73 241L74 240ZM190 237H192V240L190 239ZM202 237V238H201ZM71 238H70V241H71ZM84 238V239H83ZM86 238V239H85ZM108 238V239H107ZM184 238V239H183ZM202 239H205L206 241L201 240ZM122 239V240H121ZM132 239V240H131ZM186 239V240H185ZM211 241L209 242L208 244V241ZM115 240V241H112ZM229 240V239H228ZM77 241V242H76ZM88 241V242H87ZM111 241V242H110ZM185 241V242H184ZM92 242V244L90 243ZM107 242V243H106ZM119 242V243H118ZM122 242V243H121ZM183 242V243H182ZM207 242V246L204 244ZM229 242V241H228ZM78 243V244H77ZM88 243V244H87ZM111 243V245H110ZM113 243V244H112ZM179 243V244H178ZM201 245V247H204V248H201L199 245V248L197 247V245ZM105 244V245H104ZM119 244V245H118ZM139 244V245H138ZM183 244V245H181ZM192 244H195V245H192ZM80 245V246H79ZM91 245V246H90ZM110 245V246H109ZM114 245V246H112ZM116 245H118L116 247ZM180 245L183 247V250L181 251L182 247H180ZM209 245V246H208ZM94 246V247H92ZM96 246V247H95ZM103 246H105L106 249H109V253L106 257H103L99 254V249H102ZM107 246V247H106ZM109 246V247H108ZM195 248H194V247ZM82 249H81V248ZM112 247V248H111ZM180 247V248H179ZM207 248L210 247L211 250L208 249V252L211 253H208V255H204V258H203V255L201 257V254H206L205 251H207ZM198 248V249H197ZM90 249V251H89ZM97 249V250H96ZM111 249V251H110ZM203 249V250H201ZM85 250V251H83ZM176 250H180L177 254H176ZM99 254V256L96 254L97 252ZM88 252V253H87ZM96 252V253H95ZM128 252V253H127ZM202 252V253H201ZM88 254V255H87ZM56 254L52 255L51 257H55ZM91 255V256H90ZM124 255V256H123ZM102 257V258H101ZM126 257V256H125ZM179 257V259H178ZM183 257V258H181ZM206 257V258H205ZM100 258V259H99ZM105 258V259H104ZM107 258V259H106ZM180 258L182 259V261H180ZM209 258V259H207ZM48 259V258H47ZM86 259V258H85ZM177 259L179 262H177ZM203 259V260H202ZM89 260V259H88ZM88 260L86 262H88ZM103 260H105L103 262ZM108 260V261H107ZM204 261L202 264H205ZM90 262V261H89ZM210 264H214L213 262H209ZM90 264V263H88ZM207 264V262H206Z\"/></svg>",
  "mask_w": 264,
  "mask_h": 264
}]
</instances>
